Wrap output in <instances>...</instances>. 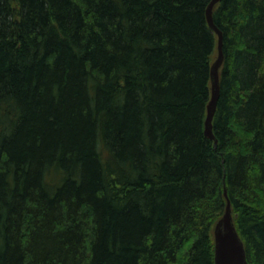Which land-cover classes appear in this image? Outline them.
<instances>
[{
	"label": "trees",
	"instance_id": "obj_1",
	"mask_svg": "<svg viewBox=\"0 0 264 264\" xmlns=\"http://www.w3.org/2000/svg\"><path fill=\"white\" fill-rule=\"evenodd\" d=\"M210 1L0 0V264H214L228 199L264 264V0L214 9L217 143Z\"/></svg>",
	"mask_w": 264,
	"mask_h": 264
},
{
	"label": "water",
	"instance_id": "obj_2",
	"mask_svg": "<svg viewBox=\"0 0 264 264\" xmlns=\"http://www.w3.org/2000/svg\"><path fill=\"white\" fill-rule=\"evenodd\" d=\"M223 0H211L206 9V17L210 28L218 37V58L212 66V94L207 107L205 120V135L217 143L213 132V121L217 111L220 97V68L224 62V34L214 20V9ZM227 196V191H225ZM214 264H248L244 242L240 237L234 223L231 202L228 199L223 217L214 227Z\"/></svg>",
	"mask_w": 264,
	"mask_h": 264
},
{
	"label": "bare ground",
	"instance_id": "obj_3",
	"mask_svg": "<svg viewBox=\"0 0 264 264\" xmlns=\"http://www.w3.org/2000/svg\"><path fill=\"white\" fill-rule=\"evenodd\" d=\"M208 22V21H207ZM209 25V24H208ZM210 27V26H209ZM223 52H224V45H223ZM224 57H225V55H224ZM217 58H218V37H217V57H216V59H215V61L213 62V64L216 62V60H217ZM224 63V62H223ZM213 64H212V66H213ZM212 66H211V69H210V87H211V94H212V87H213V84H212V79H211V75H212ZM222 66H223V64H222ZM222 66H221V68H222ZM220 68V69H221ZM219 75H220V73H219ZM211 100V99H210ZM216 115V114H215ZM206 118H207V115H206ZM206 120V119H205ZM53 195H56V193H52ZM234 219V218H233Z\"/></svg>",
	"mask_w": 264,
	"mask_h": 264
}]
</instances>
